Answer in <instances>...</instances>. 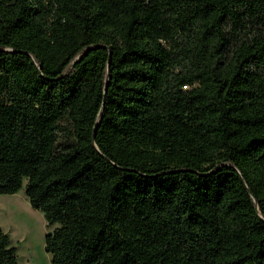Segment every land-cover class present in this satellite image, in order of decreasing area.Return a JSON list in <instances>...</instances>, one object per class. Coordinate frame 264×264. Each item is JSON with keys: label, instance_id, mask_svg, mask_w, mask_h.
<instances>
[{"label": "trees", "instance_id": "obj_1", "mask_svg": "<svg viewBox=\"0 0 264 264\" xmlns=\"http://www.w3.org/2000/svg\"><path fill=\"white\" fill-rule=\"evenodd\" d=\"M22 189L52 264H264V0H0Z\"/></svg>", "mask_w": 264, "mask_h": 264}, {"label": "rangeland", "instance_id": "obj_2", "mask_svg": "<svg viewBox=\"0 0 264 264\" xmlns=\"http://www.w3.org/2000/svg\"><path fill=\"white\" fill-rule=\"evenodd\" d=\"M55 227H50L44 214L31 206L24 189L0 194V229L10 235L17 247L20 264H52L46 236Z\"/></svg>", "mask_w": 264, "mask_h": 264}]
</instances>
